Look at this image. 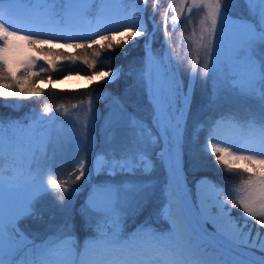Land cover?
Masks as SVG:
<instances>
[{"label": "snow or ice", "instance_id": "snow-or-ice-1", "mask_svg": "<svg viewBox=\"0 0 264 264\" xmlns=\"http://www.w3.org/2000/svg\"><path fill=\"white\" fill-rule=\"evenodd\" d=\"M162 3L0 0V107L16 109L41 97L48 90L38 85L54 83L53 73L89 82L76 91L105 86L72 105L86 108L68 137L84 155L66 179L50 175L57 169L43 154L48 134L31 139L53 122L52 108L32 109L23 119L0 114V264H264V0H172L161 12ZM194 9L203 12L196 43L204 56L199 67L185 66V84L170 40L182 15L188 21ZM161 25L163 46L154 49ZM141 41L138 70L114 65L118 51L127 55ZM77 63L87 73L65 70ZM122 76H134L142 89L147 120L108 90ZM197 81L209 89L205 108L230 93L256 100L257 110H246L244 123L228 112L190 126ZM101 100L108 101L101 134L110 147L97 153ZM226 125L239 136L221 138L218 129ZM190 127L193 143L206 132L201 155L188 148ZM6 128L28 135L6 136ZM205 161L225 173L228 184L200 175L193 193L188 176ZM49 196L61 222L43 233L22 228V221L43 218L37 206ZM148 208L152 212L128 231V216ZM153 215L168 227H154Z\"/></svg>", "mask_w": 264, "mask_h": 264}, {"label": "rangeland", "instance_id": "rangeland-1", "mask_svg": "<svg viewBox=\"0 0 264 264\" xmlns=\"http://www.w3.org/2000/svg\"><path fill=\"white\" fill-rule=\"evenodd\" d=\"M168 3H172V0H164V3L161 4L160 11L163 12L166 8ZM175 7V5H174ZM151 12V6L148 10ZM239 11V9H237ZM157 17H159L161 22V15L158 13ZM203 19V12L200 9H194L193 14L191 15L190 19L188 21H184L183 15L181 17V21H178V27L176 28L175 32L171 33V47L175 49V59L182 61L181 63V73L183 75V79L185 81V84L188 82V77L186 74H184V68L189 62H194L199 67L203 62V51H199L197 53V43L199 37V31L198 27L200 24V21ZM158 22V21H157ZM169 22H170V16H169ZM162 32H163V25H161ZM195 30V35H193ZM164 42V36L162 34V38L159 39L158 45L153 46L154 49H159L163 46ZM141 43L142 48V57L144 55V47H143V41ZM141 67V64L136 67L138 70ZM75 76V75H73ZM54 79H60V78H54ZM135 77H133V81L131 84L130 89L125 93H123V102L128 106L129 112H134L138 117L147 120V110L145 105V100L142 98V89L138 88L134 84ZM45 82H41L38 86L40 88H46L43 86ZM88 84L83 86H77L72 87L71 89L66 90H76L80 88H85ZM50 86V85H49ZM48 87V86H47ZM209 89L207 87H202L199 81H197L195 86V92L193 94L192 103L194 102V95L196 96V101L198 103V106H200L197 109V113L194 115L193 122L200 121V122H206L213 117L219 116L220 113H228L232 112L235 113L237 116L241 115L244 116L246 114V110L251 109L253 111L257 110V101L253 99H244L242 97L234 96L230 93H223L221 94L216 101L213 103L211 108H205V105L209 102ZM99 103L97 106L100 109V116L96 121V152H101L102 150H107L110 145L106 144L104 142V136L101 134V125L103 123V117L106 113L105 104L107 103ZM81 102L77 103V105H80ZM74 105V104H73ZM49 107V106H48ZM51 108V107H50ZM32 109H35L37 112H39L42 108H31L29 111H24L19 119H23L26 114H29ZM54 111L53 113H50V115H54L55 119L50 125H47L43 128H37L31 133V139L35 141L37 138H39L41 135L47 133L49 136V139L47 140L44 148V155L47 159V164L54 169H57L56 172L50 173L51 177L57 180L60 179H66L67 178V172L71 171L74 167L73 161L78 157L84 155L82 152H77L76 145L74 141H70L68 137L72 134V125L76 122L78 119L81 123L84 120L86 108L84 106L73 108L72 105L69 107H61V108H52ZM59 109V112H56V110ZM68 110V115L64 116V110ZM196 112V111H195ZM246 116L242 119H238L240 123L245 122ZM228 126V133L231 137V135L236 134L238 129L227 125ZM190 133L191 130L189 129V140H188V148L192 152H196L198 149H200L201 144L204 143L206 132L202 131L200 138L197 142L193 143L190 139ZM24 135L27 136L28 134L25 133H16L14 130L7 129L5 131L6 136H13V135ZM227 136L226 138H230ZM225 138V139H226ZM89 161H92L94 159V154L88 156ZM2 166L5 170V175L9 174L8 169V162L7 160L2 162ZM47 171V169H46ZM200 177V176H199ZM197 177L193 182L189 185V187L193 190V193L195 192V182ZM47 179V176L45 177ZM54 200L55 197L49 196L45 198L37 207L38 209L43 213L42 219H28L21 222V225L24 226V228L29 231L30 233H43L48 228L50 224H59L61 222V214L57 209L54 207ZM159 201H157L158 203ZM55 212L56 214V220H51L50 216ZM152 212V208L145 209V215ZM237 210L233 209V214L238 215ZM139 218L140 216H128L130 219L129 221L135 220L136 218ZM152 217L156 218L155 220L158 222V224L161 222V224H165L166 228L168 227L167 222L164 221L162 218H158L157 216L153 215ZM138 221V220H137ZM139 223L134 224L136 227ZM134 227V228H135Z\"/></svg>", "mask_w": 264, "mask_h": 264}, {"label": "trees", "instance_id": "trees-1", "mask_svg": "<svg viewBox=\"0 0 264 264\" xmlns=\"http://www.w3.org/2000/svg\"><path fill=\"white\" fill-rule=\"evenodd\" d=\"M150 9V6H149ZM148 9V10H149ZM156 20L160 22L159 17L156 16ZM162 38V28H161V33L157 34V40L153 44L154 48L156 45L160 44L159 39ZM142 59V48H141V43L136 46L132 47L127 55H121L120 52L118 51L115 54V58L113 60L114 65H119L122 64L124 65L125 71H127L128 67L130 65H133L135 68L140 65V61ZM65 70H73V71H84L87 73V68L86 66L82 65L81 63L77 64H70V65H65ZM134 77V76H133ZM133 77H125L122 76L120 81H118L116 84L112 85H107L108 90L112 91L114 94H117L120 96L121 100H123V93L124 89L127 87L128 90L131 87ZM53 78H59L58 75L53 73ZM104 87L102 85L94 84L91 89H88V91H76V90H61V89H55L50 86L43 88L48 91H45L44 94L41 97H33L32 102L25 101L23 102L22 106L16 108V109H11V108H3L0 107V114H3L5 117L11 116L13 118L19 119L20 115L24 111H29L31 108H42L43 106L47 105L51 108H61V107H70L73 104H77L79 102L85 101V97L89 95V93L95 91V92H103ZM83 89V88H80ZM142 98H144L143 91H142ZM106 102V100H101L100 103ZM200 106H198V103L196 101V96L194 95V102L192 103V110L189 118L190 126L192 124V121L194 120V114L197 113V109ZM40 110V109H39ZM196 111V112H195ZM246 116V114L244 115ZM244 116H237V119H242ZM191 130V127L189 128ZM195 154L201 155L200 154V149H198ZM200 175H207L209 178L216 180L217 182L221 183L222 185L227 186L229 177L218 170L213 164L208 163L205 161V166L201 169V172L196 173V174H189L188 179L189 183L191 184L193 180H195L197 177ZM189 184V185H190ZM86 193H82L80 198L76 202V206L79 207V203L83 200V196ZM237 213V212H236ZM149 214L145 215V211L140 213L135 220L129 221L130 219L127 218L126 221V227L128 231H131L134 229V224L141 223L145 217H147ZM156 218L152 217L153 226L156 227L157 229H166L165 224H161V222L158 224V222L155 220ZM79 220V218H77ZM138 220V221H137ZM22 228H24L23 225H21Z\"/></svg>", "mask_w": 264, "mask_h": 264}, {"label": "bare ground", "instance_id": "bare-ground-1", "mask_svg": "<svg viewBox=\"0 0 264 264\" xmlns=\"http://www.w3.org/2000/svg\"><path fill=\"white\" fill-rule=\"evenodd\" d=\"M56 83L57 82H55V84ZM87 83L88 81L83 78H79L78 76H71L67 79H62L60 82L57 83V85L60 87H77V86L85 85Z\"/></svg>", "mask_w": 264, "mask_h": 264}, {"label": "water", "instance_id": "water-1", "mask_svg": "<svg viewBox=\"0 0 264 264\" xmlns=\"http://www.w3.org/2000/svg\"><path fill=\"white\" fill-rule=\"evenodd\" d=\"M76 76V75H75ZM79 78H81V77H79ZM55 80V82H60L62 79H54ZM55 82L54 83H51V84H48V83H44V86H47V85H50L51 87H53V88H55V89H62V90H66V89H71L72 87H60V86H58L57 85V83L55 84ZM89 83V82H88ZM87 83V84H88ZM86 85V84H85ZM81 86H83V85H81Z\"/></svg>", "mask_w": 264, "mask_h": 264}]
</instances>
